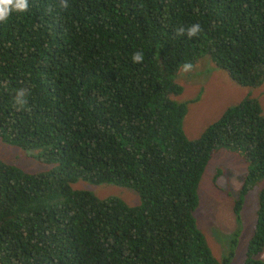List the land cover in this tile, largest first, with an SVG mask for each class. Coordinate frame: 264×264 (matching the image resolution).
Segmentation results:
<instances>
[{
  "label": "trees",
  "instance_id": "1",
  "mask_svg": "<svg viewBox=\"0 0 264 264\" xmlns=\"http://www.w3.org/2000/svg\"><path fill=\"white\" fill-rule=\"evenodd\" d=\"M204 57L240 88L263 86L264 0H0V142L49 167L0 161V264L232 263L244 200L264 181V115L248 93L189 140L177 78ZM220 150L246 174L218 260L195 212ZM259 188L243 264H264Z\"/></svg>",
  "mask_w": 264,
  "mask_h": 264
},
{
  "label": "rangeland",
  "instance_id": "2",
  "mask_svg": "<svg viewBox=\"0 0 264 264\" xmlns=\"http://www.w3.org/2000/svg\"><path fill=\"white\" fill-rule=\"evenodd\" d=\"M183 69V70H182ZM179 71V84L183 91L176 97L178 102L193 101L187 107L183 129L189 140H195L204 129L216 121L230 106L238 104L246 94L256 97L264 115V84L255 90L238 87L228 75L216 69L208 57L193 67ZM31 153L0 142V161L14 164L21 170L36 173L48 170ZM219 170L218 178L215 180ZM246 174V164L238 156L225 150L215 154L205 169L198 187L199 207L195 217L199 229L208 241L214 257L220 260L226 252L227 241L239 229L233 213L234 199ZM264 185L259 183L246 197L241 210L240 236L236 254L231 264H243L246 245L252 236L257 210V194ZM74 190H84L99 199L117 198L128 206L139 204L138 195L130 188L113 184L92 185L78 180L71 184ZM264 261V252L260 255Z\"/></svg>",
  "mask_w": 264,
  "mask_h": 264
}]
</instances>
